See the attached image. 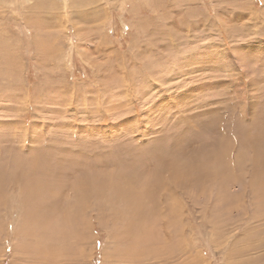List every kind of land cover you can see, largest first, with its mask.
<instances>
[{
	"label": "rangeland",
	"instance_id": "1",
	"mask_svg": "<svg viewBox=\"0 0 264 264\" xmlns=\"http://www.w3.org/2000/svg\"><path fill=\"white\" fill-rule=\"evenodd\" d=\"M0 264H264V0H0Z\"/></svg>",
	"mask_w": 264,
	"mask_h": 264
},
{
	"label": "bare ground",
	"instance_id": "2",
	"mask_svg": "<svg viewBox=\"0 0 264 264\" xmlns=\"http://www.w3.org/2000/svg\"><path fill=\"white\" fill-rule=\"evenodd\" d=\"M68 55V54H67ZM153 123V122H152ZM194 165V164H193ZM208 177V176H207ZM157 180V179H156ZM156 184V183H155ZM152 189V188H151ZM164 197H165V195H164ZM168 198V197H167ZM142 230H143V228H142ZM149 230V229H148ZM138 231H140V230H138ZM145 231V230H144ZM144 231H143V233H144ZM148 233V232H147ZM138 235H140V234H138ZM138 242V241H137ZM139 243V242H138ZM141 244V243H140ZM139 245V244H138ZM142 245V244H141ZM140 245V246H141ZM140 248V247H139ZM141 248H142V246H141ZM137 250V249H136ZM129 255H131V254H129Z\"/></svg>",
	"mask_w": 264,
	"mask_h": 264
}]
</instances>
